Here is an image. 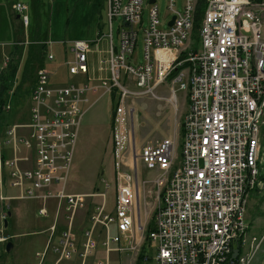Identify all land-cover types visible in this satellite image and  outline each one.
<instances>
[{
  "label": "built area",
  "instance_id": "2783aa9c",
  "mask_svg": "<svg viewBox=\"0 0 264 264\" xmlns=\"http://www.w3.org/2000/svg\"><path fill=\"white\" fill-rule=\"evenodd\" d=\"M199 1L167 0L162 16L158 0H106L110 43L99 73H109L110 80L91 61L93 43L80 40L69 45L67 61L69 75L78 81L52 85L46 69L37 72L30 122L9 126L0 140V201H39L42 217L49 214L47 203L56 201L50 236L29 264H88L100 247L106 258L94 264H110L113 252L140 253L146 233L141 197L146 213L155 188L154 253L145 264H251L261 250L264 237L249 232L247 212L264 158V4L204 0L196 29ZM14 10L29 29V7L17 3ZM8 62L6 55L0 72ZM168 81V101L178 105L177 92L188 97L182 155L173 140L147 142L135 155L131 173L118 168L115 174L113 211L107 210L106 192L100 189L69 194L85 113L114 96L119 119L130 99H159L156 92ZM139 164L153 176L141 180ZM7 188L16 195L6 197ZM95 198L102 202L89 201ZM82 210L88 226L80 233L75 219ZM62 213L66 228L58 233ZM10 239L0 233V253Z\"/></svg>",
  "mask_w": 264,
  "mask_h": 264
},
{
  "label": "rangeland",
  "instance_id": "374dc122",
  "mask_svg": "<svg viewBox=\"0 0 264 264\" xmlns=\"http://www.w3.org/2000/svg\"><path fill=\"white\" fill-rule=\"evenodd\" d=\"M29 7L32 26L25 29L17 19L15 4ZM160 13L167 14V0H158ZM35 13L32 0H0V64H3V53L11 50L16 43L27 46L36 33ZM40 38L48 43V54L54 60L45 59L44 68L51 74L52 85H64L76 82L69 75L67 61L71 58L69 45L77 40L93 43L91 61H94L96 71L100 76L110 80L107 72L99 73L101 60L108 58L110 34L106 16V0H41ZM114 37L117 42V23L114 25ZM101 39V40H100ZM142 44V38L139 40ZM27 51V49L25 50ZM26 58L15 84L5 97L4 106L0 107V140L7 128L13 124L25 125L30 122L31 94L35 81V72L25 77L23 70ZM140 61H143L141 56ZM107 67V64L103 66ZM172 83L167 82L157 92L159 99L144 96L130 99L124 108V115L117 119V125H112V106L118 99L106 97L90 108L84 115L79 132L73 164L68 179L69 194H92L100 189L106 192V206L113 211L115 206V174L120 168L131 173L132 163L136 162L137 153L149 141L173 140L179 156L182 155V125L188 110V97L184 92H177L178 105L168 101ZM114 99V101H113ZM11 110H7L8 106ZM116 107V106H115ZM154 173L145 171L139 164L141 180L151 178ZM264 177V158L260 167V178ZM260 181L259 196L249 201L247 221L249 232L258 237H264V180ZM106 184L110 187L106 190ZM255 188V189H256ZM6 197L15 196L16 192L5 189ZM101 203V198L89 199ZM146 213L141 197V220L145 229L155 215L159 204L157 189L149 196ZM9 205V207H8ZM42 203L36 200L0 201V233L11 238L14 248L7 253L6 245H2L0 264H29L35 262V253L43 249L49 236V228L53 225L56 215V201L47 203L48 216L39 215ZM11 213V216H8ZM6 215V219L2 216ZM88 213L79 211L75 219V228L82 233L88 226ZM64 214L58 220V233L66 228ZM5 220L8 226L5 227ZM145 237V236H144ZM137 242L134 244L136 245ZM144 241L141 243V245ZM138 247V246H137ZM139 251L128 253H111L110 264H135ZM106 255L100 247L89 259L88 264L105 260ZM251 264H264V241L261 250Z\"/></svg>",
  "mask_w": 264,
  "mask_h": 264
},
{
  "label": "trees",
  "instance_id": "16d2710c",
  "mask_svg": "<svg viewBox=\"0 0 264 264\" xmlns=\"http://www.w3.org/2000/svg\"><path fill=\"white\" fill-rule=\"evenodd\" d=\"M255 4H264V0H252ZM33 10L35 13V22H36V33L34 39L29 41L27 46L20 45V43H16L12 46L11 51L9 53V62L5 70L0 72V107L5 104V97H8V93H10V88L13 84L16 83L18 79V75L20 73V69L22 68L23 60L26 58L25 66L23 70V81L25 77L32 75L35 72V81L31 84H36V74L38 69L44 68L46 55L48 53V45L43 42L40 38V9H41V0H32ZM205 8L204 0L199 1L198 6V14L196 20V29L201 25V20L203 16ZM32 17H31V26H32ZM30 26V27H31ZM27 49V51H25ZM181 69L175 70L171 79L176 77ZM33 86V88H34ZM114 97V96H113ZM114 101V99H113ZM116 106V107H115ZM117 117H118V105L112 106V125L115 127L117 125ZM182 134L184 137V128L182 125ZM264 180V177L260 178ZM259 189H254L251 193L250 198L255 199L259 196ZM156 215V214H155ZM155 215L151 219L150 223L147 226L145 233V242L141 247L140 253L135 264H145L144 260L147 255H151L154 252L152 242L150 240V234L155 230Z\"/></svg>",
  "mask_w": 264,
  "mask_h": 264
},
{
  "label": "water",
  "instance_id": "95a60500",
  "mask_svg": "<svg viewBox=\"0 0 264 264\" xmlns=\"http://www.w3.org/2000/svg\"><path fill=\"white\" fill-rule=\"evenodd\" d=\"M17 19H19V17H17ZM174 20H175V18L173 19L172 22L169 23V26H172L174 24ZM8 216H11V213H8ZM7 226H8V222L6 220L5 221V227H7ZM13 248H14L13 243H9L7 245V248H6L7 253H11V251L13 250ZM238 253H239V247H237V249L234 251V258L237 257Z\"/></svg>",
  "mask_w": 264,
  "mask_h": 264
},
{
  "label": "crops",
  "instance_id": "0c3cea01",
  "mask_svg": "<svg viewBox=\"0 0 264 264\" xmlns=\"http://www.w3.org/2000/svg\"><path fill=\"white\" fill-rule=\"evenodd\" d=\"M10 51H11V50H10ZM10 51H8V52H6V53H3V54H4V55H3V58H4V56L9 55ZM88 262H89V261H88ZM20 264H24V263H20Z\"/></svg>",
  "mask_w": 264,
  "mask_h": 264
}]
</instances>
